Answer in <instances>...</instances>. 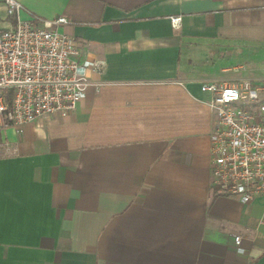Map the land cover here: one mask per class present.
I'll use <instances>...</instances> for the list:
<instances>
[{
    "label": "crops",
    "instance_id": "0c3cea01",
    "mask_svg": "<svg viewBox=\"0 0 264 264\" xmlns=\"http://www.w3.org/2000/svg\"><path fill=\"white\" fill-rule=\"evenodd\" d=\"M18 1L104 68L73 113L0 126V264H264V197L212 186L201 91L264 78V0Z\"/></svg>",
    "mask_w": 264,
    "mask_h": 264
},
{
    "label": "built area",
    "instance_id": "2783aa9c",
    "mask_svg": "<svg viewBox=\"0 0 264 264\" xmlns=\"http://www.w3.org/2000/svg\"><path fill=\"white\" fill-rule=\"evenodd\" d=\"M29 16L18 0H0V126L18 134L49 115L76 111L94 84L89 74L104 68L102 62L80 60L81 44L60 32L69 24L65 17ZM181 22L180 16L171 18L175 29ZM201 91L211 96L214 114L212 186L244 204L264 197V78L205 81ZM234 240L239 248L242 237Z\"/></svg>",
    "mask_w": 264,
    "mask_h": 264
},
{
    "label": "rangeland",
    "instance_id": "374dc122",
    "mask_svg": "<svg viewBox=\"0 0 264 264\" xmlns=\"http://www.w3.org/2000/svg\"><path fill=\"white\" fill-rule=\"evenodd\" d=\"M1 16H2V18H6V12L4 9L1 10ZM252 75H254V74H252ZM250 78H253V77H250Z\"/></svg>",
    "mask_w": 264,
    "mask_h": 264
}]
</instances>
